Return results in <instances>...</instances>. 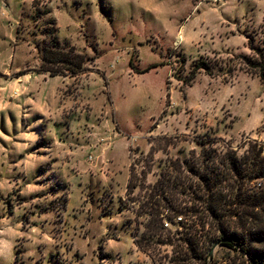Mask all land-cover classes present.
I'll list each match as a JSON object with an SVG mask.
<instances>
[{
	"label": "rangeland",
	"instance_id": "obj_1",
	"mask_svg": "<svg viewBox=\"0 0 264 264\" xmlns=\"http://www.w3.org/2000/svg\"><path fill=\"white\" fill-rule=\"evenodd\" d=\"M252 36L264 44V0H0V114L14 107L10 78L37 70L53 37L95 58L89 71L66 78L74 104L64 127L52 129L57 142L69 143L54 149L64 170L59 180L39 178L43 192L62 193L43 218L24 196L33 174L15 170L26 150L9 151L1 137L14 129L0 118V263L15 264L16 253V264H153L133 235L148 216L137 221L133 207L166 162L191 161L212 138L240 153L250 139L264 141V81L240 58L252 55ZM202 57L214 73L202 70L189 84L193 60ZM131 61L140 70L157 66L137 73ZM42 79L33 81L42 90L64 85ZM39 136L35 152L50 153L45 128ZM131 180L141 183L133 192ZM157 251L171 264L172 246ZM212 255L214 264H247L223 244Z\"/></svg>",
	"mask_w": 264,
	"mask_h": 264
},
{
	"label": "trees",
	"instance_id": "obj_2",
	"mask_svg": "<svg viewBox=\"0 0 264 264\" xmlns=\"http://www.w3.org/2000/svg\"><path fill=\"white\" fill-rule=\"evenodd\" d=\"M249 46L252 55L240 58L248 72L264 81V44H256L252 36ZM90 60L95 58L79 52L75 45L62 46L53 37L43 48L39 70L79 76L89 71ZM130 64L137 73L157 66L140 70ZM213 67L210 57L193 60L188 83L202 70L214 73ZM217 140L202 141L201 152L191 161L166 162L156 183L149 184L146 198L133 207L136 217L148 216L146 222L139 221L133 235L153 264H164L162 257H155L160 252H154L165 245L172 246L171 264H214L212 249L218 244L237 251L247 264H264V141L250 139L240 153L231 144L220 149ZM132 181L128 191L133 192L141 183ZM180 194L188 197L187 202H179ZM170 224L177 226L175 231ZM141 226L144 229L138 236Z\"/></svg>",
	"mask_w": 264,
	"mask_h": 264
},
{
	"label": "crops",
	"instance_id": "obj_3",
	"mask_svg": "<svg viewBox=\"0 0 264 264\" xmlns=\"http://www.w3.org/2000/svg\"><path fill=\"white\" fill-rule=\"evenodd\" d=\"M40 67L37 70L14 74V76L10 78L9 85L15 96L12 99L14 107L7 109L10 115L6 117L2 111L0 118L2 119L3 127L14 129L12 134L6 133L5 136L8 139H4L6 137H1L3 140H7L10 143L9 151H13L17 154L20 149L26 150L25 154L19 153L20 161H15L14 166L16 171L26 170V173L30 171L31 174H33L32 178H28L29 182L28 185H26L28 186V193H25L24 196L28 198L26 199V203L35 202V206L39 207L40 211L38 217L43 218L41 213L49 208L47 207L48 204L57 202L58 198L61 197L62 187L53 188L54 191L47 190L43 192V186H45V184L41 183L39 178L42 176L54 175V178L51 180H59L60 177L56 175L64 170V164H62V159L64 158L58 157L54 149H57L59 146L58 143L64 145L69 143L60 138H58L57 142V137L53 134L52 129L54 127H64V112L66 108H70L74 104L72 103L74 101L73 94H68L66 96L64 93V87L67 84L66 78L77 76L51 75L48 72L40 71ZM16 69H19V66H16ZM39 78H43L42 81L44 82H49V80L55 78H61L63 79L64 85L60 86L56 91L50 88L42 90V84L37 82L33 83V81ZM1 84L2 83H0V85ZM0 88L2 89L3 86H0ZM44 128L47 131L49 139L48 146L52 150L50 153L46 154L35 152L34 150L38 149L39 142H43L42 140L40 141L39 134L40 130ZM14 144L17 145L14 146ZM68 155L72 158L71 154L68 153ZM10 157L11 155L9 153L8 158ZM93 173L97 174V171H93ZM69 186L70 185L64 187H68L67 191H65L67 193L65 197L66 202L69 199ZM23 190L24 189L21 191L23 192ZM15 211H13V213H15ZM35 213H37V211ZM50 217H52V215ZM17 260V255L15 253V264Z\"/></svg>",
	"mask_w": 264,
	"mask_h": 264
}]
</instances>
